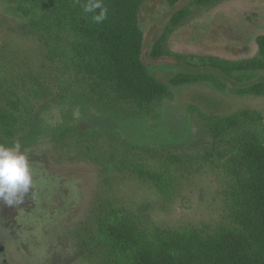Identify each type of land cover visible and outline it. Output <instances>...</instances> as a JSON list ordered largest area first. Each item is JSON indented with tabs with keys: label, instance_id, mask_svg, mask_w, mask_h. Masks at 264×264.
Returning <instances> with one entry per match:
<instances>
[{
	"label": "rangeland",
	"instance_id": "374dc122",
	"mask_svg": "<svg viewBox=\"0 0 264 264\" xmlns=\"http://www.w3.org/2000/svg\"><path fill=\"white\" fill-rule=\"evenodd\" d=\"M183 9L187 16L172 26L171 18ZM13 28V22L0 19V45ZM139 28L142 60L167 84L181 72L182 60L256 57L255 38L264 34V0L210 5L181 0L172 7L148 0ZM161 36L164 55L152 60L151 48ZM253 78L264 81V74ZM215 80L170 85L169 99L139 110L101 99L78 77L38 107L13 138L0 136V144L19 142L27 150L34 173L33 194L30 190L21 204L0 201V264H106L104 247L95 238L97 225L111 211L134 216L141 228L192 227L207 233L226 224L225 177L217 165L230 145L211 138L207 117L245 110L260 118L264 130V95L237 93L218 74ZM137 167L164 176L168 192L137 179L132 172Z\"/></svg>",
	"mask_w": 264,
	"mask_h": 264
},
{
	"label": "trees",
	"instance_id": "16d2710c",
	"mask_svg": "<svg viewBox=\"0 0 264 264\" xmlns=\"http://www.w3.org/2000/svg\"><path fill=\"white\" fill-rule=\"evenodd\" d=\"M147 1L104 0L108 17L96 24L92 14L83 11L86 0H0V19L16 27L0 45V136L13 138L38 107L78 77L101 99L139 110L169 99L170 85L210 82L215 74L237 93L264 95V81L253 82L255 73L264 74V34L255 38L256 57L237 62L182 60L181 72L167 84L151 75L142 60L144 39L139 28ZM162 1L172 7L181 0ZM186 16V10L178 11L171 25L177 26ZM164 40L161 36L154 42L152 60L164 55ZM16 51L28 53L17 57ZM252 115L244 110L234 116L207 117L211 138L230 145L217 165L225 177L227 223L207 233L192 227L141 228L134 216L111 211L97 225L95 238L104 247L106 264H264V130L260 118ZM132 170L161 194L168 192L164 176L139 167Z\"/></svg>",
	"mask_w": 264,
	"mask_h": 264
},
{
	"label": "clouds",
	"instance_id": "9594fccd",
	"mask_svg": "<svg viewBox=\"0 0 264 264\" xmlns=\"http://www.w3.org/2000/svg\"><path fill=\"white\" fill-rule=\"evenodd\" d=\"M83 11L91 13L96 24H102L108 17L104 0H86ZM33 177L27 150L22 151L19 142L10 147L0 144V201L8 206L21 204L30 190L33 194Z\"/></svg>",
	"mask_w": 264,
	"mask_h": 264
}]
</instances>
